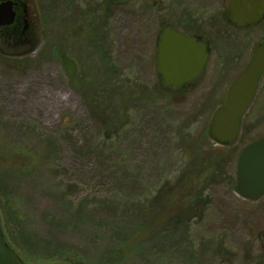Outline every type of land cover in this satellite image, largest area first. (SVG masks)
<instances>
[{"label": "rangeland", "instance_id": "rangeland-1", "mask_svg": "<svg viewBox=\"0 0 264 264\" xmlns=\"http://www.w3.org/2000/svg\"><path fill=\"white\" fill-rule=\"evenodd\" d=\"M14 1L18 30L0 45V199L36 236L28 264L66 251L87 264H264V196L237 189L239 153L264 135V77L237 141L210 132L264 44V17L228 24L223 42L229 0ZM168 26L212 45L186 98L158 73Z\"/></svg>", "mask_w": 264, "mask_h": 264}, {"label": "water", "instance_id": "water-1", "mask_svg": "<svg viewBox=\"0 0 264 264\" xmlns=\"http://www.w3.org/2000/svg\"><path fill=\"white\" fill-rule=\"evenodd\" d=\"M17 2H0V27L17 19ZM226 16L238 25L258 23L264 16V0H229ZM157 68L168 85L181 86L197 78L207 65L206 44L168 26L158 44ZM264 74V44L257 45L246 67L229 86L226 102L213 115L211 134L221 143H234L241 134L242 119L256 97ZM239 192L246 198L264 195V135L244 145L237 161ZM0 264H27L8 241L0 215ZM51 264H64L54 262Z\"/></svg>", "mask_w": 264, "mask_h": 264}, {"label": "trees", "instance_id": "trees-1", "mask_svg": "<svg viewBox=\"0 0 264 264\" xmlns=\"http://www.w3.org/2000/svg\"><path fill=\"white\" fill-rule=\"evenodd\" d=\"M66 61H68V60H66ZM108 91L110 92V91H113V90H108ZM227 153H229V152H227ZM2 155H0V156H2ZM212 157L214 158V154H212ZM213 161H215V160L213 159ZM2 162L3 161L0 159V165L3 164ZM4 175H5V170H3L2 167H0V181L3 180ZM235 181L237 183V180H235ZM172 190L173 189L171 187L166 193L171 192ZM164 193H165L164 191H159V193L156 196V201L161 202L162 198L164 196H166V193L165 194ZM8 207H9V210H8ZM11 209H12V207L10 206V204H9V206H6L5 204L1 203V199H0V215H1V218H2L3 228H4L5 234L7 236V239L9 241V243L14 248L16 247L15 249H17V251L20 253V255L23 257V259L28 264V262H30L32 259H31V257H28V256L25 255L26 252L24 253L23 249L26 248V246L28 244L35 243L36 236L32 232H29L26 229H16V224H14L12 222V220H13L12 217L15 216V212L12 210V214H11L10 213ZM12 224H14L15 226H12ZM145 224H146V222H144V224H143V227H142L143 231H144V229L146 227ZM15 230L20 233L19 236H16L13 233ZM19 237L22 240H24V241L19 240L18 239ZM48 258H50V257L48 256ZM52 260L55 261V262L56 261L57 262L58 261H62L60 263H64V264H87L86 262H84L80 258L78 253L69 252V251L68 252L66 251L65 253L63 252V253H61V255H57L55 257L52 256ZM51 263H54V262H49V264H51ZM103 264H111V263H103Z\"/></svg>", "mask_w": 264, "mask_h": 264}, {"label": "flooded vegetation", "instance_id": "flooded-vegetation-1", "mask_svg": "<svg viewBox=\"0 0 264 264\" xmlns=\"http://www.w3.org/2000/svg\"><path fill=\"white\" fill-rule=\"evenodd\" d=\"M2 0H0V2H1ZM15 10H16V12H17V9H18V3H17V5H15ZM226 12V11H225ZM17 15H18V12H17ZM264 17V16H263ZM263 17H262V19H263ZM224 19L226 20V27L223 25V27H222V29H221V38H222V41L223 42H225V41H228L229 39H230V37H232V34L230 33V30H229V27H228V24H233V26H236L235 28H241V27H243V26H245V25H238L237 23H235L233 20H232V17H231V14H229V16H226V14L224 13ZM261 19V20H262ZM260 20V21H261ZM26 22V21H25ZM15 23H16V21L13 23V24H11V25H9V26H2V27H0V45H2V44H6V41L8 40H11L12 38H14V36H15V34H16V32H17V30H18V28H14V25H15ZM259 23V22H258ZM248 24H251V23H248ZM247 25V24H246ZM13 26V27H12ZM10 27H12L13 29L11 30V31H7V29L6 28H9V30H10ZM173 28V27H172ZM173 29H176V30H180V31H182V32H184L185 34H187V35H189V36H192V37H196L198 40H201V41H203L205 44H206V46H207V51L209 52V58H208V61H207V65L205 66V68H204V70H202V72L200 73V75L197 77V78H195V79H193V80H191L190 82H187L186 84H184V85H181V86H173V85H168V84H166L165 82H164V79H163V76H162V74L159 72V70H158V73H159V75L161 76V81L163 82V86L164 87H168V88H174V89H176V90H178L179 92H180V96H182V97H184V98H186V95H187V93L186 92H190V91H193L194 90V87H196L197 85H198V83L200 82V81H202V79L204 78V75H205V73H206V70H207V67H208V63H209V60H210V58H211V54H212V45L210 44V42H209V39H207V35L204 33V34H200V33H197V32H190V31H187V30H183V29H177V28H173ZM29 33V31L27 32V34ZM26 34V32H25V36L27 35ZM18 36L20 37V39H21V36H22V34L20 33V30L18 31ZM17 36V37H18ZM220 42V41H219ZM158 49V48H157ZM226 55L228 56V55H230L229 54V52H226ZM237 56L239 57L240 56V54H239V52L237 53ZM157 59H158V50H157ZM232 60H234V59H232ZM246 67V66H245ZM244 67V68H245ZM243 68V69H244ZM158 69V68H157ZM242 69V70H243ZM241 70V71H242ZM240 71V72H241ZM239 72V73H240ZM238 73V74H239ZM237 77V76H236ZM264 77V74H263V76H262V78ZM262 78H261V80H262ZM234 81V80H233ZM231 85V84H230ZM260 85H261V82H260ZM260 85H259V87H260ZM157 87V86H156ZM161 87V86H160ZM229 89V88H228ZM258 91H259V88H258ZM258 91H257V93H258ZM227 92H228V90H227ZM163 93V92H162ZM164 94V93H163ZM164 96H165V94H164ZM256 96H257V94H256ZM207 98V100H206V102H205V105L204 106H206L207 105V103L209 102V98L210 97H212V95L210 96V95H207L206 96ZM209 97V98H208ZM226 98H227V96H226ZM256 98V97H255ZM255 100V99H254ZM225 102H226V100L224 101V104H225ZM223 104V105H224ZM222 105V106H223ZM241 126H242V123H241ZM242 131V130H241ZM238 139V138H237ZM237 141V140H236ZM235 141V142H236ZM234 142V143H235ZM233 144V143H232ZM237 189H238V191H239V185H238V187H237ZM264 196V195H263ZM260 197H262V196H260ZM259 197V198H260Z\"/></svg>", "mask_w": 264, "mask_h": 264}]
</instances>
